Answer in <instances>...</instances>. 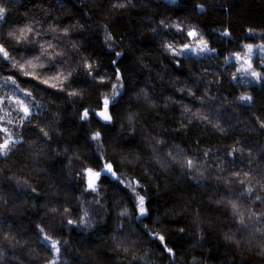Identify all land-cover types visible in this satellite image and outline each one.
<instances>
[{
    "label": "clouds",
    "instance_id": "clouds-1",
    "mask_svg": "<svg viewBox=\"0 0 264 264\" xmlns=\"http://www.w3.org/2000/svg\"><path fill=\"white\" fill-rule=\"evenodd\" d=\"M155 2L174 13L190 4ZM81 3L96 11V17L85 16L106 41L112 39L108 22L119 10L137 7L134 0ZM5 12L0 5V22ZM206 12L207 3L197 0L189 15L165 14L144 29L159 69L141 57L150 75L139 84L134 80L131 90L119 75L113 82L110 74H96L98 65L80 52L82 42L70 38L85 30L79 20L64 27L29 21L7 32L14 44H37L39 55L17 58L0 43L3 59L24 76L56 63L54 74L33 78L55 81L73 116L90 127L87 151H70L53 101L0 75V264H96L104 248L115 264H264V58L253 60L254 52L264 54V39L255 40L264 37V28L242 26L237 39L224 17L213 31L219 38L209 39L191 18ZM46 33L53 39H35ZM229 41L239 46L228 47ZM237 52L251 68L238 64ZM115 55L120 60L123 50ZM78 69L86 73L87 87L72 86ZM106 84L111 86L104 90ZM105 98L111 119L97 116L91 126L90 115ZM88 169L101 173L95 189L88 187ZM73 229L86 241L95 230L100 243L77 253L61 234ZM172 234L182 243L170 245ZM106 261L113 264V257Z\"/></svg>",
    "mask_w": 264,
    "mask_h": 264
},
{
    "label": "trees",
    "instance_id": "trees-1",
    "mask_svg": "<svg viewBox=\"0 0 264 264\" xmlns=\"http://www.w3.org/2000/svg\"><path fill=\"white\" fill-rule=\"evenodd\" d=\"M196 2L197 0H190L188 7L174 13L162 6H158L155 0H134V3L137 5L136 8L121 9L115 18L111 22H108L112 39L106 41L102 29L96 26L92 20L88 19V16L96 17V11L87 4L81 3V0H0V5L6 9L4 20L0 22V43H3L8 52L17 58L21 55L33 58L39 55L38 45L31 43L14 44L7 37L9 30L23 28L29 21L38 20L44 25H47L49 22L58 23L61 27H64L79 20L84 25L85 30L72 32L70 38L74 41L82 42L80 52L88 56L90 62L95 61L98 65L96 74H110L113 82L115 81V77L119 75L124 81L125 87L131 90L134 80L139 84L141 80L150 75L148 70L143 67L141 57L143 58V63L150 64L154 68L159 69V62L155 58L156 50L153 47H149V44L146 42L147 34L144 33V29L153 26V22L158 21L165 14L173 16V18L189 15L194 10ZM204 2L207 3V12L205 14H196L191 18L194 22L200 24L205 34L209 36V39L219 38L218 35L216 37L213 36V31L224 25V17L229 18V30L233 32V35L237 39H239V33L244 31V27L246 26L264 28V0H211L210 3L208 0H204ZM105 3H107V0H105ZM145 5L148 6L145 7ZM86 12L88 16H85ZM150 16L152 20L148 19ZM57 17L59 19H56ZM31 39L33 37L30 35L29 40ZM35 39L43 43L44 41L52 40L53 37L51 33H46L35 37ZM259 39H264V37L255 38V40ZM255 40L249 42L253 43ZM54 43L63 46V41H54ZM227 46L238 47L239 45H233L229 41L227 42ZM121 50H123L124 56L117 61L115 53ZM262 58H264V54L255 57L253 60L258 61ZM75 59L76 57L74 56L73 60L75 61ZM114 61L117 62L114 63ZM164 62L167 63L166 58ZM231 63L236 62L232 61ZM56 70V63L50 62L48 67L44 69L33 68L29 70V75L24 76L19 71L12 69L8 61L0 58V75L13 76L23 87L30 88L34 92L39 91L40 95L46 99H51L53 101L52 110L59 112L60 120L56 126L63 133L64 144L69 147L70 151L79 149L86 152V141L89 135L90 123L79 121L73 116V105L67 103L66 93L60 92L56 86H51L55 84V81L44 84L39 79L33 78L32 73L52 75ZM151 75H154V73ZM245 79L242 78L241 83ZM87 81L88 77L86 73L82 69H78V74L73 77L72 86L87 87ZM110 86V84H106L102 88L107 90ZM257 95L259 94L257 93ZM101 110H103V101L100 102L97 112ZM46 111V106L36 109L37 114H44ZM109 114H111V111H109ZM97 119V116L90 115L91 126H95ZM93 167H95L94 164ZM63 171L65 179L62 183H67V172L66 170ZM60 174L59 171L56 173V175ZM41 176V184L46 187V178L43 177V174ZM4 188L7 190V185H4ZM9 194L11 195V193ZM153 195L154 199H159V197H155V194ZM27 198L35 200L37 206L41 203V198L38 196L30 195ZM73 207H78V205H74ZM27 215H32L31 210L27 212ZM94 232L95 230L88 233L90 240L87 241L77 237L75 229L71 233L63 232L61 234L72 242L74 251L83 253L85 250L92 251L95 247L92 241H95L97 244L100 243ZM168 242L170 245L182 243L177 239L175 234L169 236ZM109 256L113 257V264H115L113 254L106 248L101 249L97 253L96 264H107L106 257Z\"/></svg>",
    "mask_w": 264,
    "mask_h": 264
},
{
    "label": "snow or ice",
    "instance_id": "snow-or-ice-1",
    "mask_svg": "<svg viewBox=\"0 0 264 264\" xmlns=\"http://www.w3.org/2000/svg\"><path fill=\"white\" fill-rule=\"evenodd\" d=\"M189 35L195 38L196 33L191 32V33H189ZM248 50H249V52L252 51V48L250 45L248 46ZM6 55H7V52L3 48H0V58L3 59V57ZM237 59H241V57L238 55ZM244 65H247V67H245V70H247L248 68H251V64L249 63V61L247 59L244 60ZM254 75H255V73H254ZM51 86L55 87V84H53ZM24 111H27V109L25 108ZM88 115H89V113L86 111L84 113V116L87 117ZM95 115L104 121H108L111 119V116L109 114V100L107 98H105L103 100V110L96 112ZM106 168L109 172H111L112 166L110 164L106 165ZM100 175H101V173L95 172L92 169L87 170L86 177H87V183H88L89 188L95 189L97 179ZM140 205H141L140 210H141V212H143V198L142 197L140 198Z\"/></svg>",
    "mask_w": 264,
    "mask_h": 264
},
{
    "label": "rangeland",
    "instance_id": "rangeland-1",
    "mask_svg": "<svg viewBox=\"0 0 264 264\" xmlns=\"http://www.w3.org/2000/svg\"><path fill=\"white\" fill-rule=\"evenodd\" d=\"M237 55H239V52H237ZM260 55H262V54H257V53L254 52V54H253V59H254L255 57L260 56ZM245 59L248 60V57H247V56H241V59H240V61L238 62V64H239V65H243L244 67H247V65H244V60H245ZM235 62H236V61H235ZM236 63H237V62H236ZM242 78H245V77H243V74H242Z\"/></svg>",
    "mask_w": 264,
    "mask_h": 264
}]
</instances>
